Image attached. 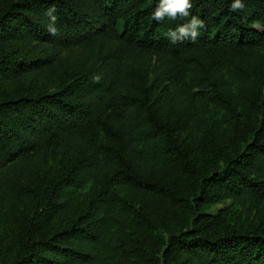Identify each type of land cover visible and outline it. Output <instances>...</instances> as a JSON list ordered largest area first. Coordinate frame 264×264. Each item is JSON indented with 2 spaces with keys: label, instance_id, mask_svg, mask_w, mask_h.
Wrapping results in <instances>:
<instances>
[{
  "label": "trees",
  "instance_id": "16d2710c",
  "mask_svg": "<svg viewBox=\"0 0 264 264\" xmlns=\"http://www.w3.org/2000/svg\"><path fill=\"white\" fill-rule=\"evenodd\" d=\"M158 2L0 0V264H264V0Z\"/></svg>",
  "mask_w": 264,
  "mask_h": 264
},
{
  "label": "clouds",
  "instance_id": "9594fccd",
  "mask_svg": "<svg viewBox=\"0 0 264 264\" xmlns=\"http://www.w3.org/2000/svg\"><path fill=\"white\" fill-rule=\"evenodd\" d=\"M193 7L192 0H159L154 12L153 19L156 21H163L166 18L175 20L177 17L187 18L186 22L180 24L175 29H169L167 38L170 43L178 44L186 40L195 42L200 34V30L205 27V21L197 15H191L190 10ZM233 12H242L245 9L243 0H233L230 5ZM54 9L48 10L50 23L48 31L50 34H57V27L55 26L57 17L54 15Z\"/></svg>",
  "mask_w": 264,
  "mask_h": 264
}]
</instances>
